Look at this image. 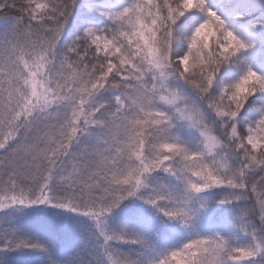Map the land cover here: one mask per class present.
I'll return each instance as SVG.
<instances>
[{"label":"snow or ice","instance_id":"snow-or-ice-1","mask_svg":"<svg viewBox=\"0 0 264 264\" xmlns=\"http://www.w3.org/2000/svg\"><path fill=\"white\" fill-rule=\"evenodd\" d=\"M0 264H264V0H0Z\"/></svg>","mask_w":264,"mask_h":264}]
</instances>
